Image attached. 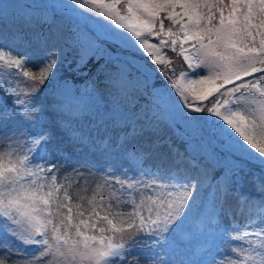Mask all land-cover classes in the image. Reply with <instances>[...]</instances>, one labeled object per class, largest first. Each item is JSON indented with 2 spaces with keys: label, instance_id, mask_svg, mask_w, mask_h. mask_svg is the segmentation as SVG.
I'll return each mask as SVG.
<instances>
[{
  "label": "snow or ice",
  "instance_id": "6c2138e0",
  "mask_svg": "<svg viewBox=\"0 0 264 264\" xmlns=\"http://www.w3.org/2000/svg\"><path fill=\"white\" fill-rule=\"evenodd\" d=\"M69 3L81 7L79 0ZM84 3L90 6L84 10L112 31L77 41L78 68L93 57L104 59L97 71L109 72L104 77L107 87L124 104L122 112L103 122L104 135L96 136L72 127L71 121L49 127L41 120L39 94L59 63L58 49L51 43L56 37L33 28L32 17L22 18V27L4 31L14 5L0 0V68L10 70L0 72V91L12 103L11 110L5 105L0 111V124L22 125L12 136L3 134L8 145L0 151V264H169L165 255L193 225L235 242L226 264H264V0ZM106 41L118 51H110ZM168 51L187 65L178 75ZM126 53L145 55L158 67ZM34 54H46L38 72L30 67ZM156 72L173 91L160 93L168 97L163 110L152 116L145 111L141 118L136 104L140 87ZM21 77L25 83H38L21 87ZM161 120L182 139L217 140L223 155L213 153L210 159L220 178L209 181L206 170L193 176L189 170L205 166L181 153L170 138H161ZM21 138L26 151L13 146ZM70 149L100 156L120 150L141 167L150 152L159 150L171 164L149 169L147 179L104 172L92 196H78L73 203L69 189L76 181L67 175L58 179L63 164L52 163L67 161ZM113 181L126 195L119 194L121 189L101 194L105 186L112 189ZM206 183L211 189L208 202L201 199ZM246 183L257 197L244 191ZM141 234L146 239L138 240ZM13 242L21 247L14 248ZM136 246L144 251L134 253Z\"/></svg>",
  "mask_w": 264,
  "mask_h": 264
},
{
  "label": "rangeland",
  "instance_id": "374dc122",
  "mask_svg": "<svg viewBox=\"0 0 264 264\" xmlns=\"http://www.w3.org/2000/svg\"><path fill=\"white\" fill-rule=\"evenodd\" d=\"M14 7L10 9V12L24 13L29 15L30 13H35L37 10L41 13L43 19L49 20L51 12L57 11L62 13L66 18H69L74 24L81 28V42L87 40L90 37L96 35H107L112 31L111 27L107 22L95 17L89 11L84 9L89 8L90 6L84 3V0H79L81 7H76L71 5L69 0H37V4H40L42 7L36 9L28 8L25 5L24 0H5ZM68 4V7H48V5H65ZM0 28H3L0 26ZM10 28H3L4 31L9 30ZM14 30V29H11ZM118 31V30H117ZM51 33L56 37L51 41L52 44H55L59 52V63L57 64L56 70L50 82H46L41 93L39 94V106L44 110V114L41 116V120L46 123L49 127H55V125L64 123L66 121L72 122V127L80 128L85 133H91L93 136L104 135V124L105 120H108L114 113L122 112L124 110V104L121 102L122 98H118L113 90L107 86L102 87L99 92V100L96 104H92L90 100L83 101V95L77 94L74 91V86L71 83L68 77H63L61 75V70L57 68L60 66V62L67 51L66 45H63L64 40L62 35L57 32L46 31ZM108 42H105L106 47L112 51L116 52V46L111 49ZM79 51V50H78ZM46 54H34L33 60L30 64L33 72L39 71V66L44 59ZM93 59H96L93 57ZM104 60V59H102ZM79 55L76 62V67L78 66ZM82 63V62H81ZM65 68H67V61L64 62ZM6 70V68H4ZM2 70V72H5ZM9 70V69H8ZM10 71V70H9ZM21 87L31 86L38 81L27 80L21 77ZM153 76L149 74L148 83H151ZM172 92L173 90L157 88L156 93L160 99L159 104L163 110L168 103V97L166 95L161 96L160 93ZM178 98L173 95V99ZM66 104L65 106H63ZM83 105V106H82ZM131 108V105H128ZM140 117L143 118V111L138 108ZM22 125L19 121H13L7 126L0 124V151L8 145V140L3 135L7 133L8 136H12L17 133V129L21 128ZM110 128V126H109ZM158 128L160 129L161 138H170L173 145L179 149L181 153L187 152L188 155L203 158L208 161H212L210 156L216 151L213 150L212 145H217V141L206 136L202 141L197 140H186L182 139L177 135V130L167 126V122L161 120ZM182 132L183 129H180ZM211 139V141L209 140ZM213 143V144H212ZM24 145V140L21 138L19 143H13L14 147L21 148ZM219 146V145H218ZM144 148L146 151H149L148 145L145 144ZM21 150L26 151V148H21ZM218 154V152H216ZM69 159L64 160H53V164L60 163L63 164L60 172L58 173V179L63 178L65 175L68 176L69 181H76L73 183L72 187L69 189V194L72 196V202L76 203L78 201V196L91 197L93 191L96 187L97 182H100L104 179L102 173L107 172L108 175L112 174V171L115 172L116 176H121L126 174L127 178H138V179H147L145 173L151 169L155 171L157 168H167L171 164V160L168 157L161 156L159 150L150 152L148 159L144 160L143 166L141 167L139 161H130L125 157L122 151L118 150L109 156H100L98 153L93 155L85 151H71L69 150ZM222 156V155H221ZM109 166L111 171L109 170ZM75 170V171H73ZM255 170V169H253ZM193 176L202 175L199 170H189ZM208 175V180L211 181L215 176L218 179L219 174L215 175L212 173ZM85 181L87 183L85 184ZM87 188V191H83L84 188ZM121 189V186L112 183V189H109L105 186L101 191V194L107 196L109 191ZM211 189L205 184V188L202 191L201 199L205 202L210 201L211 197L207 195ZM244 191L252 197H257L259 194L256 192L255 188L252 186L250 191ZM121 195H126L123 189H121ZM84 206H87V200L82 201ZM228 221H223V226H227ZM188 235L183 239L181 243L178 244L176 249L167 255L165 259L169 261V264H203L204 261L208 259H214L215 264H226L228 257L231 255L230 249L235 243L229 238V235H222L219 232H214L209 234L208 231H199L195 235L196 227L186 229ZM203 233V236L200 234ZM138 240H144L142 234L137 236ZM206 242L205 248H197V243ZM13 247H21L13 242ZM31 251V249H29ZM144 251L140 246H136L133 249V252L140 254ZM163 255V253H161ZM211 254V255H210ZM15 258V257H13ZM132 257L130 256L129 259Z\"/></svg>",
  "mask_w": 264,
  "mask_h": 264
},
{
  "label": "trees",
  "instance_id": "16d2710c",
  "mask_svg": "<svg viewBox=\"0 0 264 264\" xmlns=\"http://www.w3.org/2000/svg\"><path fill=\"white\" fill-rule=\"evenodd\" d=\"M24 1L25 5L28 8L34 7L33 9H36L38 7H42L40 4L36 3L37 0ZM38 11L39 10H37L35 13H30L29 15H25L24 13L18 12H10L7 18V26L10 29L15 30L23 26L22 18L32 17L33 22L31 26L33 28L42 29L44 33L49 30L51 32H57L61 34L62 39L64 40V45L67 46V51L64 55L63 60L60 63V66L57 68L58 70H61L60 76L68 77L70 79L71 83L74 86L75 93L83 95V101L90 100L92 104H96L99 100L100 89L109 84V81L104 78L106 75L109 74V72L107 70L103 73L97 71V69L101 65L105 64L104 60L100 59L97 61V59L92 58L87 62V64H84L79 68L78 66L76 67V62L79 55V46L77 41L81 42V28L74 24L69 18H66L64 15H62V13L60 12H51L50 19L46 20L41 17V13ZM164 23L166 27L169 26V22L167 20H165ZM0 26L3 27V25ZM108 45H110L111 49H113V47L115 46L112 43H108ZM76 47L78 48L77 50H75ZM115 50L118 51V49ZM167 54L169 57L173 58L174 63L171 65V68L174 70L175 75H178V71L184 69V66L182 65L180 59L176 57L175 53L168 51ZM126 55L135 56L137 62H148L149 66L153 69L158 67L155 64H151L150 58L145 55L137 53H126ZM66 61L67 68H65L64 66V62ZM107 67L109 70H111L113 68V65L111 63H108ZM159 67L162 71H166L168 75L173 76V78H175L172 71H168V69H165L163 66ZM2 70L5 69L0 68V72H2ZM8 71L9 70L6 69L5 73ZM112 74H114V72ZM152 76L153 79L151 83H148L146 81V83L141 84L139 98L136 100L138 108L143 111V114H145V111H147L148 116H152L157 109H161V105L159 104L160 99L158 97V94L156 93V89L163 88L167 90L169 89L170 91V88H168V81L163 75L160 74V72H156L155 75ZM13 86H16V84L14 83ZM4 87H7V85L5 84ZM175 100L178 99L175 98ZM5 105L9 110H11V98L5 96L4 93L0 91V111L3 110ZM65 105L66 104H64L63 106ZM209 140L211 141V139ZM212 148L213 150L218 152L219 155H223L222 148L219 142L217 143V145H212ZM189 156H192V154H190ZM195 158L200 159L203 165L205 166V168L199 170L200 173L206 170L207 174L211 175L212 173H214L215 175H218V170L213 167L212 161H208L206 159L198 157Z\"/></svg>",
  "mask_w": 264,
  "mask_h": 264
},
{
  "label": "bare ground",
  "instance_id": "6f19581e",
  "mask_svg": "<svg viewBox=\"0 0 264 264\" xmlns=\"http://www.w3.org/2000/svg\"><path fill=\"white\" fill-rule=\"evenodd\" d=\"M244 188H245L246 191H250L252 189V185L246 183Z\"/></svg>",
  "mask_w": 264,
  "mask_h": 264
}]
</instances>
